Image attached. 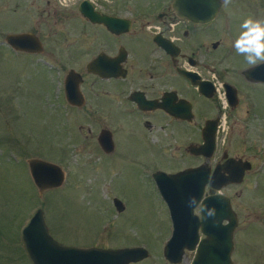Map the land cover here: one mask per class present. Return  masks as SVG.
<instances>
[{
	"label": "rangeland",
	"instance_id": "rangeland-1",
	"mask_svg": "<svg viewBox=\"0 0 264 264\" xmlns=\"http://www.w3.org/2000/svg\"><path fill=\"white\" fill-rule=\"evenodd\" d=\"M35 8L33 0H0V264H31L20 232L37 208L51 236L62 244L142 246L149 259L141 264H164L162 252L171 234V219L152 173L179 171L187 160L165 143L156 152L148 146V158L142 155L146 149H135L132 144L124 156H99L86 120L54 113L49 103L55 69L43 66L34 54L15 52L4 42L8 33L34 31ZM233 11L264 18V0H231L218 15V37L222 33L224 42L217 51L218 59L222 58L218 68L226 67L234 78H240L238 70L249 66L244 57L222 52L228 49L229 31L223 23ZM41 22L45 34L48 25ZM229 71L225 78H230ZM249 97L251 106L243 97L234 110L222 108L217 145V156L225 150L251 164L240 183L220 190L230 198L238 220L233 264H264V83L252 85ZM89 126L96 134L98 124ZM33 158L58 165L63 182L39 191L29 172L28 161ZM114 198L122 202V211H116ZM192 258L191 251H186L181 264H190Z\"/></svg>",
	"mask_w": 264,
	"mask_h": 264
},
{
	"label": "flooded vegetation",
	"instance_id": "flooded-vegetation-1",
	"mask_svg": "<svg viewBox=\"0 0 264 264\" xmlns=\"http://www.w3.org/2000/svg\"><path fill=\"white\" fill-rule=\"evenodd\" d=\"M33 1L38 16L31 33L40 41L41 50L29 54L55 69L49 105L54 113L80 115L86 120L97 155L124 156L132 144L135 149H146L142 155L148 158V146H154L156 152L165 143L187 160L181 170L207 164L211 173L232 157L225 150L217 156L222 108L234 110L243 97L251 106L249 91L260 81L244 76L250 65L238 70L240 78H234L226 67L218 68L222 58L218 59L217 51L224 42L222 33L218 37L221 25L217 22L223 0L206 22L189 16L210 15L211 0ZM88 11L99 20L88 17ZM242 14L233 11L224 20L229 30L228 49L222 52L227 56L235 55L236 30L244 17L251 15ZM41 19L48 25L45 34ZM70 73L73 76L67 79ZM96 123V134H92L89 124ZM212 126V155L196 154L194 150L204 144L206 129ZM221 172L227 175L226 170ZM212 192L216 191L207 185L204 195ZM199 237L204 234L199 232ZM163 260L173 264L164 254Z\"/></svg>",
	"mask_w": 264,
	"mask_h": 264
},
{
	"label": "water",
	"instance_id": "water-1",
	"mask_svg": "<svg viewBox=\"0 0 264 264\" xmlns=\"http://www.w3.org/2000/svg\"><path fill=\"white\" fill-rule=\"evenodd\" d=\"M220 4V0H211L210 15L193 17L192 14L189 17L206 22L216 14ZM85 14L93 20H99L89 11ZM115 22L126 25L123 21ZM5 42L14 51L37 53L41 50L40 41L31 32L8 33L5 35ZM243 74L250 80L264 83V64L252 66L244 70ZM72 76L70 73L67 79ZM206 130L208 133L204 144L194 151L209 157L215 147V128L212 126ZM102 137L103 135L100 136L101 139ZM28 165L31 178L39 191L59 186L64 180L63 171L55 163L33 158L28 161ZM250 168L249 161L229 157L222 165L216 166L211 174L207 164L176 173L156 171L152 174L158 191L167 204L172 223L171 236L163 248L164 257L170 263H180L185 250H189L195 251L191 264H233L231 252L237 216L229 197L219 190L229 183H240ZM222 170H226L227 175ZM206 185L217 192L203 196ZM113 202L118 212L123 210L124 206L119 199L114 198ZM202 204L214 208L215 215L208 216L207 209H202ZM196 207H199V215L194 213ZM199 229L204 234L203 238L199 237ZM20 240L31 264H128L148 256V250L142 246L112 248L62 244L49 233L40 208L33 212L22 228Z\"/></svg>",
	"mask_w": 264,
	"mask_h": 264
},
{
	"label": "clouds",
	"instance_id": "clouds-1",
	"mask_svg": "<svg viewBox=\"0 0 264 264\" xmlns=\"http://www.w3.org/2000/svg\"><path fill=\"white\" fill-rule=\"evenodd\" d=\"M223 3L227 5L231 0H223ZM232 46L238 55L244 57L248 65L264 64V18L249 15L243 19ZM201 207L207 209L208 216L215 215L214 208H208L203 204Z\"/></svg>",
	"mask_w": 264,
	"mask_h": 264
}]
</instances>
